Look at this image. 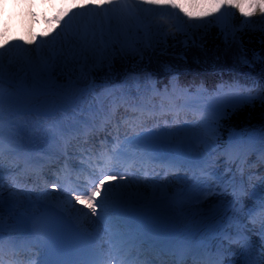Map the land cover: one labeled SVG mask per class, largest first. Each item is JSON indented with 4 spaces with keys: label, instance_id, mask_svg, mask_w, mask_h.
Here are the masks:
<instances>
[{
    "label": "snow or ice",
    "instance_id": "obj_1",
    "mask_svg": "<svg viewBox=\"0 0 264 264\" xmlns=\"http://www.w3.org/2000/svg\"><path fill=\"white\" fill-rule=\"evenodd\" d=\"M47 3L49 7L56 8L52 0H47ZM205 7L208 10L193 13L186 11L175 0H141L139 7L124 0H81L80 3L72 0L71 7H61L50 20L45 19L48 27L43 32L32 34L29 24L26 39L13 37L9 40L8 25L5 22L3 30H0V85L4 82L3 61L7 54L9 66L18 63L21 70L31 72L37 86L31 90L8 92L7 95L0 87V170L6 151V113L9 127L7 151L11 153L23 147L12 142L13 137L22 139L14 117L41 110H45L44 114L48 115L51 110L63 107L68 101L72 93V82L69 81V85L60 88L52 82L58 68L63 72L69 64L79 65L81 77L86 76L93 68L99 69L105 64L111 71L115 53L110 51V47L114 41L119 42V34L111 29L113 19L124 25L125 43L121 44V51H136L132 47L131 38L127 36L128 22L133 19L137 30L143 28L147 42L145 46L149 47L154 38H166V28L169 31L187 32L208 26L212 23L210 18H215L220 24L227 42L225 27L228 9H238L244 17L243 24L250 23L249 18L256 12L264 17V0H210ZM184 17H187V21ZM235 31L232 30L234 39ZM184 43L187 46V41ZM33 50L35 58L32 56ZM254 58L264 59L259 53H255ZM241 62L250 64L246 57H242ZM172 87L176 91L174 82ZM254 87L246 88L238 81L222 82L216 85L214 92L202 103L199 101L207 92L203 85L192 96H188L190 89H182V94L188 96V99L175 110V116L178 117L180 111L187 109L194 117L191 123L174 119L171 124L165 120L163 126L157 122L149 127L146 126L148 120L155 119L158 115L155 106L147 114L144 108H134L133 111H138V114L133 119L123 120L126 131L122 138L119 133L120 125H117L115 143L110 148L103 141V150L98 153L91 149L84 150L82 154L86 153L85 159L81 161L80 172L74 183L66 185L57 177L51 184L54 191L44 190L35 199L31 192L18 194L16 191H11L5 199L0 190V264H4L5 227L10 230V236L12 232H16L32 238L29 242L37 249L32 264H107L109 260L114 264H136L133 253L138 257L145 246L160 251L171 249L184 252L206 248L209 240H219V250L222 251H228L223 247L224 241L245 246L249 238L239 224L243 216L252 217L253 222L259 218L264 229V178L259 188L248 196L250 204H245L244 197L247 193L243 184L237 186L234 181L217 177L207 160L211 153L219 151L221 121L229 116V110L235 112L245 105L253 104L257 99L264 106V88L253 95ZM160 109L159 115H162L165 111H173L174 105L165 109L162 103ZM95 119L96 115L93 114V124ZM110 119L112 114H105L104 123ZM47 131L55 132L61 138L66 135L87 137L90 129L87 125L80 128L73 124L63 128L56 125ZM197 144L203 148V154L194 149ZM253 149L264 151V130H232L221 154L230 155L234 151L248 152ZM137 160L160 161L165 176L168 172L191 170L193 185L171 194L169 185L148 180L142 185L137 179L140 168L129 163ZM148 174L145 170V177ZM176 179L183 181L185 178L177 176ZM211 180L215 181L216 186L211 187L207 195L220 196V203L198 225L192 222L179 223L178 221L187 218L186 209L191 206L192 201L201 199V192L204 191L202 185ZM149 183L152 187L150 201L139 193V189ZM134 188L137 191L133 192ZM228 195L232 197L231 201L223 199ZM160 202H167V207L172 210L171 219L144 212V208ZM229 210L232 212L231 216L228 215ZM5 213L9 218L7 225ZM86 224L101 226L97 233L101 230L106 233V244H99L97 233L89 231L84 226ZM233 224L236 225L235 237L228 232L229 226ZM260 239L264 241V231L261 232ZM261 256H264V251ZM244 264L250 262L245 261Z\"/></svg>",
    "mask_w": 264,
    "mask_h": 264
},
{
    "label": "bare ground",
    "instance_id": "obj_2",
    "mask_svg": "<svg viewBox=\"0 0 264 264\" xmlns=\"http://www.w3.org/2000/svg\"><path fill=\"white\" fill-rule=\"evenodd\" d=\"M7 1L9 0H0V26L3 30L4 23L7 22L8 33L7 38L11 40L13 37H24L25 39L29 35L28 26L31 24V33L39 34L43 32L48 25L45 23V19L50 20L53 15H55V9L49 7L47 0H29V3L26 4L28 0H13V5L9 6ZM52 3L59 5L60 0H52ZM24 13V14H23ZM34 14V15H33ZM25 47H31L30 45H25ZM62 66V65H61ZM71 67L69 64L64 68L63 72L58 71L60 75H65V73L70 74L72 77H79L83 80L84 77L79 75L78 71L74 69L68 70ZM67 71V72H66ZM65 72V73H64ZM84 81V80H83ZM85 82V81H84ZM135 92H126V95H118L115 93L106 94L105 97L98 103L82 107L81 108V117L75 118L70 114H65L62 117L57 119L56 122H38L34 119H23L18 120L14 117V120L17 122L20 129V137L22 139H17L16 137L12 138L13 144L23 145V147L18 148L16 151L9 153L7 151L9 143V127L7 123V113L5 116V127H4V138H5V154L4 156H10L8 159L2 158V170H0V190H2L4 198L7 199L11 191H16L18 194L20 192H31L33 199L39 196L44 190L48 192H53L51 184L57 179L55 175H52L55 172H59L60 168H67L75 172H80L79 170H74V168L79 164L80 161L85 159V154H82L85 149H91L94 152H99L103 150L102 142L106 141L107 146H111L115 143L114 137L117 134V125H120L119 133L121 138L125 134V127L123 126V120L133 119L138 114L134 112L133 109L139 110L144 108L147 114V111H151L152 107L144 99L146 89L144 87L138 88L134 86ZM174 105L173 111H165L164 114L159 115L161 109L160 106H155V111L158 114L156 116L157 121L167 120V115L172 116L173 120L178 117L175 116V110L179 109L177 102H174L171 105L165 106V109ZM184 111H180V113ZM179 113V114H180ZM190 113V112H188ZM93 114L96 115L95 122L90 119H86L87 115L90 117ZM105 114H112V119L104 123ZM69 120L67 121L66 119ZM154 119L148 120L147 124L153 123ZM75 124L77 127L84 128L85 125L90 129L88 136H92V139L85 137L84 135L76 136H65L63 138L55 134V132L47 131L49 128H55L56 125L60 127H65L68 125ZM113 131V132H112ZM116 131V132H115ZM112 133H115L113 135ZM80 144L91 145L90 147H82ZM76 145L79 146L76 149ZM223 150L217 151L214 153V158H222V162L215 164V171L220 172L218 177L222 176L225 181H234L237 186L241 183L245 187L248 184L247 178L240 176L238 173L241 171V168L244 167L242 162V154L238 155L235 152L229 154H221ZM9 162L10 167H16L19 165V162H22L18 168H16L17 173H13L11 169L5 170L4 163ZM13 162H17L14 165ZM129 163H134V167L140 168V171L137 172V179L143 185L145 180L149 182L155 181L160 184L169 185V194L171 192L179 191L184 187L191 188L193 185L192 171L181 169L179 173L168 172L165 176L164 170L160 167V161H129ZM259 163V162H255ZM251 164L249 167L255 165ZM261 171L264 170V163L261 161ZM81 166V164H80ZM23 167V168H22ZM31 169H30V168ZM30 169L32 173H35L32 180L34 185L27 184V188L23 189L22 187H17L15 178H25L24 169ZM221 168L223 170H221ZM148 171V176L145 177L144 171ZM34 171V172H33ZM112 174V173H110ZM197 174H199L197 172ZM16 177L14 178V176ZM177 176L184 177L183 181H178ZM64 175L62 176V180ZM71 180V178H70ZM69 180V181H70ZM19 186V185H18ZM215 181H208L206 185H202L204 191L201 192V199L194 200L191 203V206L186 209L187 218L179 223H189L192 222L195 225H198L200 221L207 219V214L213 209L217 204L220 203L221 197L218 195H207V192L210 191L211 187H215ZM133 192L137 189H132ZM139 193L142 197H147L150 201L152 199V187L151 183L144 185L139 189ZM207 196L205 199L204 197ZM158 199V197H157ZM225 201H231L232 197L230 195L223 197ZM245 201V197H244ZM77 207H80L77 205ZM146 213H154L158 216H167L170 219L172 218V210L167 207V202H160L152 205L151 207L144 208ZM228 215L231 216L232 212L229 210ZM5 225L9 223V218L7 213L4 214ZM177 222V221H174ZM227 223V221H225ZM240 227L244 228L245 235L249 238L245 246H242L238 243L229 244L228 241H224L223 247L227 248L228 251H222L220 249L219 240H209L208 246L206 248H198L190 251L181 252L179 250H173L176 254L171 256H166V254L158 249H152L151 253H154V256H151L149 253L141 257H137L136 253H133V259L136 260V264H175L177 258L181 254H185V259L178 264H244L245 261H249L250 264H264V256H261V252L264 251V241L260 239V234L264 229L261 227L259 218L255 219L245 215L239 220ZM88 228L89 231L97 233V229L101 226L99 225H84ZM260 228V229H257ZM82 230V229H81ZM9 229L5 227L4 236H3V261L4 264H32V261L36 258L37 249L30 244L31 237H27L16 232H12L11 236L9 235ZM228 232L231 236H236V225L233 224L229 226ZM98 243L106 244L107 236L106 233H103L102 230L97 233ZM20 244L21 250L23 251L24 256H26L28 261L16 259L13 253L9 250L14 247V245ZM8 246L12 248L8 249ZM30 246V248H29ZM144 248H147L145 246ZM171 250V249H170ZM18 256V255H17ZM137 257V258H136ZM25 258V257H24ZM25 258V259H26ZM144 258L147 260L143 261ZM141 261V263H140ZM190 261V262H189Z\"/></svg>",
    "mask_w": 264,
    "mask_h": 264
},
{
    "label": "rangeland",
    "instance_id": "obj_3",
    "mask_svg": "<svg viewBox=\"0 0 264 264\" xmlns=\"http://www.w3.org/2000/svg\"><path fill=\"white\" fill-rule=\"evenodd\" d=\"M61 1V0H60ZM81 0H76V3H80ZM124 2H128L133 4L136 7H139L141 5V0H124ZM176 3L181 4L184 6L186 11H191L193 13H199L200 11H206L208 10L205 5L210 2V0H175ZM9 6L13 5V0L7 1ZM29 3V0L26 2V4ZM72 0H63V3H60V6L58 5L55 10V14L57 11L60 10L61 7H71ZM24 14V13H23ZM212 20V23L209 24L208 26L204 28H200L202 33L209 31L212 28L217 29V33L221 37L224 38V33L221 31V26L220 24L217 23L215 18H210ZM250 19V23L248 24H243L244 17L241 16L240 12L238 9H228L227 10V24L225 27V31L228 33V37L230 38V35L232 37V30L235 29V38L236 32L238 31V35L240 34V31L247 26V27H253V28H259L264 30V17H261L259 12H256L254 16H252ZM184 20L187 21V17H184ZM128 28H127V36L130 38H136L139 37L140 35L144 34L143 28H140L137 30L135 28V20H131L128 22ZM111 29L113 30L114 33L119 34V42L114 41L112 46L110 47V51L114 52L115 57L117 54V50H119L120 44L123 42L125 43V36L123 35L124 31V25L117 19H113L111 21ZM0 30L1 26H0ZM167 30V28L165 29ZM188 34V31L185 32ZM210 35V33H209ZM105 39H108L107 36H105ZM186 41V38L183 37L182 35L179 36V39L177 40L179 45H183V42ZM97 43H99V39L97 40ZM119 48V49H118ZM218 48V47H215ZM231 51V52H230ZM230 55L228 54V57L231 60H236L237 62H241L242 57H246L249 61L250 59H255L254 54L259 53V52H252L250 56L245 55L243 52L239 55V52L236 48L235 49H229ZM260 54V53H259ZM182 56V54H179ZM243 55V56H242ZM261 55V54H260ZM33 58H35V51L33 50L32 52ZM178 56V54H177ZM112 57V58H113ZM172 57H175L172 55ZM183 57V56H182ZM263 57V56H261ZM236 58V59H235ZM257 60V59H255ZM262 60V59H259ZM4 66H5V71H4V82L0 87H2L5 91V94L7 95L8 92H19L23 90H31L32 88L36 87V82L33 80L31 72H25L20 69V65L18 63H14L13 65L9 66L8 64V55L6 54L4 57ZM165 63H168V60L164 61ZM71 67L68 70H75L79 72V65H73L70 64ZM89 65H91V60L89 61ZM107 64H105L102 68H93L91 71L87 72V75L84 76L83 80H81L79 77H72L70 74L65 73V75H60V72L57 69L56 74L52 77V82L57 88H60V86H67L69 85V81L72 82L71 87H72V93L68 99V101L63 105V107H58L54 110H51L48 115L44 114L45 110H41L40 112H31V113H25L23 116H16L15 118L18 120H23V119H34L35 121L38 122H56V120L60 117H62L65 114H70L71 116H74L75 118H82L81 117V108L82 107H87L94 105L98 102H100L106 94L110 93H115L120 96L126 95V92H135V89H133L134 86H138V88L144 87L146 89L145 97L144 99L146 100L147 103H149L151 106H160L162 103L164 104V107L167 105H171L174 102H177L178 106H181L185 103V101L188 99V96H192L195 94V91L197 88H199L201 85H203L200 82V78L198 77H191L192 80V90L188 93V96H185L182 94V89H185V87H178L176 91H173L172 83L174 82L173 77L175 76V72L171 73L170 78L168 83H165L163 87L161 88L162 84L160 87H158L155 84L154 77L149 74L147 71L135 73V72H128L123 76L120 82H110L108 80H104V67ZM169 66L167 65L166 68ZM67 72V71H66ZM103 72V73H102ZM80 75V72L78 73ZM97 74L101 76V78L97 79L98 81L95 80ZM196 74H200V72H197ZM201 77V76H199ZM103 80V81H102ZM96 84H95V82ZM99 82V83H97ZM224 81H221L220 79H217L215 82V87L216 85L222 83ZM227 82V81H226ZM164 83V82H163ZM175 83V82H174ZM230 83V82H229ZM154 85V87H153ZM203 87L207 90L205 96L199 101L200 103L206 101L208 99V95L214 92L215 87L208 91L206 86L203 85ZM246 87V86H244ZM167 88V94L165 95V89ZM248 88V87H246ZM257 92V89L253 90V95H255ZM178 116V120L180 122H184L187 120L188 122H192L194 120V117L190 111L187 109L183 110ZM190 112V113H188ZM175 114V113H174ZM173 117L167 115V121L169 124L173 122ZM66 119L67 121L69 120ZM86 119L90 120L91 116L89 117L87 115ZM159 123L161 126L164 125L165 121H157L156 118L153 120V123L147 124L146 126H153L156 123ZM261 130H264V123L261 125H257L254 127H248L243 130H239L236 132H242V131H256L260 132ZM113 132V131H112ZM226 146V143L222 146H219L220 150H223V148ZM194 149H198L201 154H203V148L197 144L194 145ZM238 155L242 154V162L244 163V167L241 168V171H239L240 176H244L248 180V184L245 187V192L247 195L245 196V204H250V201L248 200V196L251 195L253 190H257L259 186L261 185V180L264 178V170L261 171V161L264 160V151H259V150H251L248 152H243V151H234ZM214 153H211V155L208 157L207 162L209 163L210 167L213 169L215 172L216 176L218 177L220 172L215 171V164L222 162V158L217 157L214 158ZM8 158V156H7ZM259 162V163H255ZM255 163L254 166L249 167L251 164ZM8 166L7 163L4 164V169ZM221 170H223L221 168ZM29 173V172H27ZM30 176V175H29Z\"/></svg>",
    "mask_w": 264,
    "mask_h": 264
},
{
    "label": "trees",
    "instance_id": "obj_4",
    "mask_svg": "<svg viewBox=\"0 0 264 264\" xmlns=\"http://www.w3.org/2000/svg\"><path fill=\"white\" fill-rule=\"evenodd\" d=\"M165 32H167L166 38L163 36L154 38L149 47L145 46L147 42L142 34L134 39L131 38L132 47L136 51L130 49L121 51V48H118L117 55L112 58L111 71L107 65L104 67V80L120 82L128 72L147 71L154 77L155 82L160 84L167 82L169 75L175 72L176 82L188 87H191V77L199 78L201 76L200 78L209 89L208 91L215 87L217 79L227 81V83L238 81L248 87L255 86L254 88H257L258 92L264 88V59H250V64H244L237 62L236 58L233 61L228 57L231 52H228L230 48L235 50L237 48L239 55L243 52L250 56L252 52H259L260 56L264 57V43H262L264 30L245 26L239 35V32H236L237 38L234 39L230 35L227 42L221 37V34L217 33L216 28L207 32L203 31V33L200 28L188 30V34L168 29ZM181 35L186 38L187 46L184 42L183 45L178 44L177 40ZM174 53L175 57L173 58ZM179 54H182L183 57ZM166 60L168 63L164 62ZM167 65L168 68H166ZM197 72L200 74H196ZM99 78L101 76L97 74L95 80L98 81ZM263 123L264 106L261 105L259 99L235 112L229 110V116L221 121L218 145L225 143L232 130H242Z\"/></svg>",
    "mask_w": 264,
    "mask_h": 264
}]
</instances>
